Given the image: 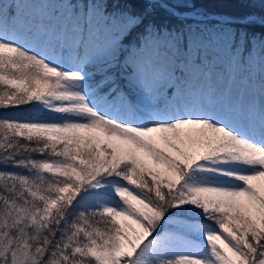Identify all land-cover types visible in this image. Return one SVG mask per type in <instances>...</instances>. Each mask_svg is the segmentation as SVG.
Returning a JSON list of instances; mask_svg holds the SVG:
<instances>
[{"label": "snow or ice", "instance_id": "1", "mask_svg": "<svg viewBox=\"0 0 264 264\" xmlns=\"http://www.w3.org/2000/svg\"><path fill=\"white\" fill-rule=\"evenodd\" d=\"M202 2L65 0L95 21L68 51L0 0V264H264V93L174 108L177 73L145 59H264V11Z\"/></svg>", "mask_w": 264, "mask_h": 264}, {"label": "rangeland", "instance_id": "2", "mask_svg": "<svg viewBox=\"0 0 264 264\" xmlns=\"http://www.w3.org/2000/svg\"><path fill=\"white\" fill-rule=\"evenodd\" d=\"M28 5L33 8V14L38 15L34 20H32V15H25V10L28 8ZM20 7L33 28L32 35L34 38L44 43L43 38L47 37L46 43L50 42L56 46L63 43L68 51H71V42L75 37L73 26L87 23L90 28L95 23L94 19H86L82 13L80 16L73 14L70 7L65 3V0H21ZM77 7L83 8V4H78ZM40 9H47L51 15V19H47L42 23L44 14H38ZM147 53L150 55L156 53L157 57L160 54L169 61V66L164 71H167V73H177L176 76L171 78L172 83L165 86L163 102L169 105L178 96L189 95L196 97V90H198L196 89V83L195 85L190 84L189 87L187 84L190 68L193 67H197L208 74L209 77L204 80L201 86L207 92L211 91L215 86V80L211 73H216L222 77L227 76L230 79L236 78V82L238 83L237 89L239 90L248 84H264V59H261L259 54L255 55L249 63L238 65L233 64L230 58L224 55L221 48L209 47L200 53V63H189L187 66L179 65V68L183 69V75H179L177 65L172 62L170 52L161 49L160 51L149 50ZM207 80L208 82H206ZM169 87L174 89V95L171 98L167 94ZM192 97L189 100L192 101ZM206 99L208 102L209 97L207 96ZM10 111L21 116H32L36 114L33 112L31 106H24L23 108L21 107L20 109ZM42 114L45 116L53 115L47 112H43ZM188 215L190 216L191 213L189 212Z\"/></svg>", "mask_w": 264, "mask_h": 264}, {"label": "bare ground", "instance_id": "3", "mask_svg": "<svg viewBox=\"0 0 264 264\" xmlns=\"http://www.w3.org/2000/svg\"><path fill=\"white\" fill-rule=\"evenodd\" d=\"M38 14H44V20L42 23H44L47 19H51V15L49 14V11L46 9H40ZM25 15H32V20L36 18L38 15L33 14V8H31L28 5V8L25 10ZM47 37L43 38V42L46 43ZM146 60H149L152 65L155 67L166 70L169 66V61L161 56L159 54V57H157L156 53L150 55L149 53L145 56ZM167 72V71H166ZM215 80V86L214 88L207 92L201 88L202 83L205 79H207L209 76L206 74L203 70H200L197 67L190 68L189 76L187 80L188 87L191 85H195L196 83V90L197 94L195 96H178L176 97L173 102L171 103V106L174 108H184L188 106H198L201 104H207V96L209 97V93H212V98L216 100L218 103H222L224 99L226 98V95L230 94L232 99H240L242 98L246 103H256L258 104L261 101L262 93H264V84H248L245 87H242L240 90L238 88V83L236 82V78L230 79L229 77H222L220 75H217L216 73H211ZM152 72L149 71V77L151 78ZM208 82V80L206 81ZM172 83V80L169 79L166 85H169ZM192 97V101L189 100Z\"/></svg>", "mask_w": 264, "mask_h": 264}, {"label": "trees", "instance_id": "4", "mask_svg": "<svg viewBox=\"0 0 264 264\" xmlns=\"http://www.w3.org/2000/svg\"><path fill=\"white\" fill-rule=\"evenodd\" d=\"M198 10L207 11L210 15L221 14L228 16H243L249 12H255L257 14L264 11V8L257 3L255 5H250L240 2V0H203L202 3L197 5ZM173 23L177 21L173 20ZM255 32L259 33L264 31V29L259 26L253 29ZM24 106H22L23 108ZM3 110H0L2 112Z\"/></svg>", "mask_w": 264, "mask_h": 264}]
</instances>
